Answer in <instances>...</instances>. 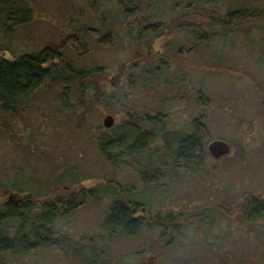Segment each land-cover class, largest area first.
<instances>
[{"label": "rangeland", "instance_id": "374dc122", "mask_svg": "<svg viewBox=\"0 0 264 264\" xmlns=\"http://www.w3.org/2000/svg\"><path fill=\"white\" fill-rule=\"evenodd\" d=\"M29 1L31 18L11 34L1 35L0 54L13 58L22 52L36 53L46 43L66 44L72 32L96 28V34L86 36L82 45L67 44L64 54L74 67L102 66L105 77L99 100L93 89L80 94L70 87L62 93L57 79H45L18 98L12 113L0 112V177L19 179L23 200L28 188L42 199L55 178L65 173L81 178L78 183L86 193L68 216L54 219L55 245L26 255L5 252L0 264H82L66 242L83 250L88 241L99 250L100 264H148L149 255L153 264H264L262 219L250 225L240 216L249 190L264 193V110L260 105L264 0H163L166 12L156 13L150 21L165 24L167 13H175V9L168 11L173 1L213 8L225 18L236 7L260 14L234 26L202 27V38L185 29L163 31L151 46L161 53L165 66L158 65L150 74L144 62L136 60L133 66L123 67L119 80L113 78L115 85L109 83V76L127 54L141 47L105 11L106 0ZM108 28L117 36L115 45L101 46L98 36ZM134 112L140 113L137 123L141 126H148L146 115L163 113V127L168 131H187L189 121L197 119L206 127L204 150L214 138L225 140L229 148L217 156L205 150L201 165L193 169L169 158L163 164L148 165L145 154L127 155L121 143L107 149L110 155L100 152L96 136L118 131ZM104 113L113 117L110 127L101 125ZM154 143H159L157 138ZM145 167L146 185L139 173ZM111 184L118 185L122 198L128 193L134 201L143 202L145 220L153 216L170 220L160 240L168 242L157 256L150 244L160 227L151 221L130 236L108 235L101 229L111 197L103 188Z\"/></svg>", "mask_w": 264, "mask_h": 264}, {"label": "trees", "instance_id": "16d2710c", "mask_svg": "<svg viewBox=\"0 0 264 264\" xmlns=\"http://www.w3.org/2000/svg\"><path fill=\"white\" fill-rule=\"evenodd\" d=\"M106 2L105 11L115 18V23L124 28L123 34L132 38L136 45L141 47V50L127 54L118 66H133L136 60H141L148 67L150 74L158 70V65L165 66L166 64L161 53L151 46L152 39L163 31L169 33L174 28L185 29L192 35H200L202 38L204 32L202 27L215 24L234 26L243 20L256 19L260 14L259 11L246 12L244 8L236 7L233 11H229L225 18L213 8L194 5L190 2L180 4L173 1L168 11L175 9V13L168 12V20L162 24V22L155 23L150 20L156 13L166 12L163 0H106ZM32 12L33 6L29 0H0V37L14 32L17 25L31 18ZM96 32V28L80 29L66 37L68 40L66 44L59 42L53 47L52 43H46L36 53L22 52L13 58H6L0 54V112L12 113L18 98L32 91L45 79H57L58 88H62L60 89L62 93H66L70 87L80 94L87 89H93L99 100L103 93L100 82L102 83L105 77L102 66L91 63L84 68L74 67L64 54L67 44L71 47L82 45L86 36L91 37ZM116 37L113 30L108 28L98 36V42L101 46L108 43L115 45ZM0 49H2L1 45ZM83 50L82 48L81 51ZM66 88L68 90H65ZM139 115L140 113L134 112L132 118L122 122L119 125L120 129L112 130V134L106 136L98 134L95 142L100 152L110 155L107 149L121 143L127 155L135 157L136 154H145L146 160L149 159L148 165L163 164L167 158L172 162L180 160L185 167L190 169L201 165L205 156L206 149L204 150L203 145L207 135L206 127L202 122L192 119L189 121V130L168 131L163 127L165 124L163 113L146 115L143 119L148 126H141L137 123ZM6 127L7 125H4L2 129L5 131ZM156 138L159 143L153 144ZM139 173L140 179L146 185L148 181L145 177L146 167ZM15 175L17 176L18 172ZM79 179L81 178L70 173L60 174L45 190L42 199L38 197L36 190L28 188L24 200L21 198L19 201H14L8 199L6 193L13 191L19 194V191L23 189L19 179L14 178L8 181L0 177L1 263L5 252L26 255L56 244L57 238L52 228L54 219L68 216L76 206L84 201L86 196L85 189H82L78 183ZM103 189L111 197L101 218V229L108 235L120 233L130 236L144 223L151 221L160 227L157 238L150 244V248L157 253L155 254L157 256L161 246L168 242V240L160 241L167 234V228L170 226L168 217L153 216L145 220L146 218L142 215L143 202L134 201L128 193L127 198H122L117 184H111ZM107 189H110V192H107ZM130 191L134 194L133 190ZM240 216L244 223L252 225L262 219L264 224V193L249 190L248 194L243 197ZM64 237H61L63 242ZM156 240L160 241L157 249L154 248ZM101 245H103V239H101ZM66 246L74 252L82 264H100L101 262L99 250L95 251L94 243L91 241H88L86 248H83L87 252L80 250L81 246L68 244V242ZM102 250L101 246V253Z\"/></svg>", "mask_w": 264, "mask_h": 264}, {"label": "water", "instance_id": "95a60500", "mask_svg": "<svg viewBox=\"0 0 264 264\" xmlns=\"http://www.w3.org/2000/svg\"><path fill=\"white\" fill-rule=\"evenodd\" d=\"M113 78L119 80V67H117L116 72L114 74H111L108 79L110 84L112 83V85H115L113 84ZM260 105L264 110V95L260 98ZM112 124H113L112 115L110 113H104L101 118V125L103 127H110ZM228 148H229L228 143L225 140L219 138L211 139L205 145V149L207 153L212 156L221 155L225 153L228 150ZM6 197L8 199H13L14 201H19L22 198V196H20L19 194H15L13 191H8L6 193Z\"/></svg>", "mask_w": 264, "mask_h": 264}, {"label": "flooded vegetation", "instance_id": "af4514ba", "mask_svg": "<svg viewBox=\"0 0 264 264\" xmlns=\"http://www.w3.org/2000/svg\"><path fill=\"white\" fill-rule=\"evenodd\" d=\"M122 73H123V67H119V77L121 76ZM148 264H153V256L152 255L148 256Z\"/></svg>", "mask_w": 264, "mask_h": 264}]
</instances>
